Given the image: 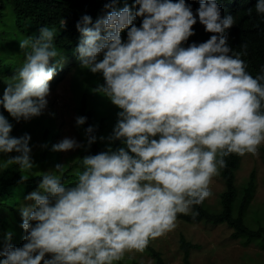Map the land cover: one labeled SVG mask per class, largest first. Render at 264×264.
<instances>
[{
    "label": "clouds",
    "instance_id": "clouds-1",
    "mask_svg": "<svg viewBox=\"0 0 264 264\" xmlns=\"http://www.w3.org/2000/svg\"><path fill=\"white\" fill-rule=\"evenodd\" d=\"M105 8L110 11L94 25L87 14L77 22L75 51L81 69L103 76L94 91L120 109L107 140L122 146L80 159L71 186L61 181L63 165L44 173L38 190L25 198L30 203L19 207L25 243L7 244L0 264H116L127 252L143 253L176 227L178 214L198 215L195 206L212 196V178L227 157L258 156L264 143V65L254 77L241 59L247 44L240 52L230 48L226 32L235 18L221 16L218 0H200L196 15L186 0H134L119 10L113 0ZM255 10L264 15V0ZM197 17L213 35L183 47ZM56 32L42 26L19 40L24 60L0 97L17 122L47 107L52 61L62 55ZM86 119L78 116L75 123L83 126ZM12 128L0 114V154H17L4 165L31 171V137H14ZM94 132V126L85 130L88 147L97 141ZM80 147L65 137L52 151ZM11 237L8 232L6 240Z\"/></svg>",
    "mask_w": 264,
    "mask_h": 264
},
{
    "label": "trees",
    "instance_id": "trees-1",
    "mask_svg": "<svg viewBox=\"0 0 264 264\" xmlns=\"http://www.w3.org/2000/svg\"><path fill=\"white\" fill-rule=\"evenodd\" d=\"M199 2L200 0H186V4L191 5L194 15L199 8ZM257 2L258 0H218L221 16L231 15L235 18V24L226 32L227 43L234 52H240L241 46L247 44V55L242 56L241 59L246 63L247 71L254 77L260 73L261 66L264 65V15L256 13ZM111 3L113 0H0V97L14 71L23 63L24 53L19 46V40L38 34L42 26L56 28L55 44L62 55L52 63L56 67L60 61L76 62L78 53L75 50L80 41L77 22L87 14L92 18L94 25L97 19L110 11L105 5ZM125 4L131 7L134 0H115L116 10ZM62 19L65 21V26L61 28ZM134 23L139 27L142 18H137ZM193 30L194 35L183 43V47L205 42L213 35L205 31L198 17ZM126 34L127 29L121 32V37ZM102 84L104 81L100 83ZM100 98L101 102L92 105V96L82 97L80 115L87 118L85 130L89 126H94L97 141L90 147L87 146L78 162L63 173L61 181L66 186L74 183L76 171L81 170L80 159L107 151L109 147L115 150L122 146L119 141L107 140L117 123L115 117L118 119L117 113L120 109L104 95L100 94ZM0 114H3L13 125L14 118L2 106H0ZM32 130L37 136L39 130L37 128ZM10 135L14 136V126ZM100 137H105V140L101 141ZM4 160L5 154H0V161L3 162L1 165H4ZM33 164V169L28 172L14 164L3 166L0 175V250H3V246L8 243L16 244L25 236L21 227L19 207L21 204H27L25 198L29 191L38 190L45 173L39 170L40 167L34 162ZM226 164L227 166L219 171L225 183V190L220 197V209H213L205 200L201 205L195 206L194 210L198 213L195 217L191 214H178L177 217L189 224L202 223L213 226L226 224L234 231L232 238L239 240L244 246L256 244L264 248V210L251 211L254 220L252 222L247 220L256 191L255 174L242 186H238L236 174L241 166V156L233 154L227 157ZM8 232L12 233L10 241L6 240ZM180 248L184 255V264H191V253L199 249V246L182 237ZM144 252L153 259L154 264H165L161 253L152 246L151 241ZM116 264H138V262L120 260Z\"/></svg>",
    "mask_w": 264,
    "mask_h": 264
},
{
    "label": "rangeland",
    "instance_id": "rangeland-1",
    "mask_svg": "<svg viewBox=\"0 0 264 264\" xmlns=\"http://www.w3.org/2000/svg\"><path fill=\"white\" fill-rule=\"evenodd\" d=\"M121 38L122 42H126L127 34ZM55 68V75L49 82L48 104L42 114L28 121L21 119L17 122L13 119L14 137H21L26 132L30 135L32 160L40 167L39 170L45 173L54 171L57 164L64 166V173L77 163L82 153L86 151L85 124L77 126L76 117L81 116L83 95L92 96V105L101 102L100 93L94 90L104 81L102 74H93L81 69L78 61L71 63L60 61ZM115 120L117 121V117ZM34 128L39 130L37 136L32 130ZM65 137L75 138L84 147L68 152L52 151V145ZM258 151V156L252 154L241 156V166L236 174L238 186H242L250 176L255 174L256 191L252 208L247 216L248 222L254 220L251 211L264 210V143L259 146ZM15 155H17L15 152L7 154L5 160ZM1 163L3 162L0 161V165ZM2 172L3 166H0V175ZM210 188L212 196L207 198L206 202L213 209H220V197L225 190V183L220 173L212 178ZM31 192L33 191H29L28 195ZM25 203L28 204L30 201L26 200ZM233 232L226 224L217 226L202 223L189 224L177 217L176 227L151 241V244L161 253L165 264H184V255L180 248L182 237L199 246V249L191 253V264H264V248L256 244L244 246L239 240L232 238ZM24 243L22 238L11 245L21 247ZM45 258H50V254ZM122 260H136L138 264H154L153 259L145 252H127Z\"/></svg>",
    "mask_w": 264,
    "mask_h": 264
}]
</instances>
